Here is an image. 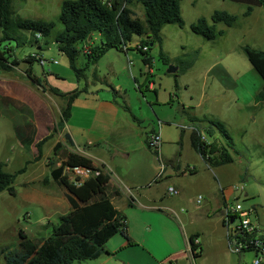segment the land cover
Masks as SVG:
<instances>
[{"label": "rangeland", "instance_id": "obj_1", "mask_svg": "<svg viewBox=\"0 0 264 264\" xmlns=\"http://www.w3.org/2000/svg\"><path fill=\"white\" fill-rule=\"evenodd\" d=\"M65 1L68 0H16L13 3L14 16L54 22L58 32L62 30L59 16ZM134 10L138 18L145 22L143 8L136 6ZM246 10L247 6L235 4L230 0H183L181 11L185 26L181 28L168 25L162 30V45L151 46L150 57L153 61L150 66L144 64L143 55L137 51L139 39H135L123 51H109L95 67L83 72L84 76L80 80L71 69L68 58L59 51L54 39L50 40L49 46L43 51L36 47H27L20 50L18 56L25 58L30 54L40 53L44 64L37 63L34 69L36 74L45 80L49 89L53 88L67 95L81 93L72 105L74 121L85 130L83 136L76 138L81 149H85L88 143L96 146L107 142L105 139L119 111L121 116L117 120V133L126 124V121L125 123L123 121L124 116L126 120L133 123L132 132L119 134L116 141L111 140L112 143L114 142V151L106 148L103 153L96 152L95 156L93 155L97 161L103 159L110 174L114 176V173H118L125 179V190V187L133 190L153 187L152 190L156 191L159 187L162 198H165V194L167 197L170 196L166 189L172 185L168 183H170L169 174L173 171V165L176 167L180 165L182 168L187 165L199 168L201 159L191 148L190 130L185 129L192 124L188 114L184 115L183 111H187L192 117L211 118L210 120L225 124L239 147H242L243 143L253 142L255 144L251 150L253 158H250L253 164L252 172L261 177L262 181L257 182L254 178H248L249 180L246 181L244 177V181L235 186L244 187L245 192L250 193V198H245V192L235 193L240 198L237 200L231 197L228 205L231 207L240 203L245 208H256L259 215L255 214L252 221L259 225L261 221L264 223V149L259 147L264 145V111L252 113L246 106L254 105L256 91L262 89L264 82L248 61L243 48L248 45L264 51V9L260 15L258 11L253 17L244 19L242 16ZM217 11L237 15L239 17L237 25L231 29L220 26V29L227 33L215 41L206 40L192 32L191 26L200 19H206L212 24V17ZM93 43L100 45V38L94 36ZM85 47V44L80 46L81 49ZM161 52L166 55V59L163 60L160 57ZM86 64L87 58L81 54L79 68L84 69ZM190 64H192L191 69L184 71ZM172 66L178 71L168 74ZM19 70L25 74L27 66L22 65ZM6 74L8 73L0 70V76ZM115 90L120 93V97H114ZM42 96L46 97V101H50L49 98H51L50 102L56 112H59V107L66 106V100L60 99L51 92ZM100 104H104V110L108 112L98 113ZM133 118L142 121V127L134 122ZM0 127H5L9 130L8 132H12L7 121H0ZM184 129L186 133L182 139L181 132ZM153 130L160 133L162 138V147L158 156L156 155L158 151L144 149V133ZM247 132L250 133L247 134ZM60 134L66 142V133L62 131ZM55 136L54 134L45 144L44 155L49 153L50 144L55 140ZM2 141L3 137L0 135V156ZM116 145L130 150L126 153V150L117 151ZM66 146L61 148L57 155L53 150L51 156L46 159L47 167L51 163H55L56 167L62 166L70 153V146ZM123 153L131 155L130 158H126ZM8 154L10 163L7 164L6 172L15 173L25 166V160L21 158L20 151H16L13 157L10 153ZM151 158L156 160L155 167L152 171H148L147 167L150 165ZM163 166L166 167V172ZM37 168V166L29 167L27 174L18 177L14 186L15 196L7 192L0 193V264H6L5 255L20 251L21 230L31 238H48L59 223V219L54 217L50 225H47V220L42 221L46 217L45 212L38 206L27 205L18 196L23 191V183L29 179L34 180L37 173L34 170ZM67 174L70 179L75 178L72 172L67 171ZM204 175L200 172L199 177ZM195 180L197 179L187 175V182ZM33 185L36 186L35 188L39 187L38 183ZM188 186L189 190H186V193H191L188 204L180 205L179 209H183L185 216L192 217L190 228L205 232L207 221L202 220L201 211L207 209L212 197L198 193L192 195L196 191L203 190L202 185L194 186L189 182ZM41 187L44 188L47 185L41 183ZM219 187V185L215 187L216 200H219L221 196L222 189ZM172 197L178 198L174 195ZM200 197L202 200L199 204ZM216 200L213 199V202L216 203ZM239 225L240 222L236 221L232 228ZM177 229L179 230L178 226ZM164 230L161 234L173 238V231L169 228ZM209 233L207 229V236ZM225 241L227 247L224 254L221 253L218 257L212 255L203 261H198L197 264H239V256L231 252L227 237ZM243 256L245 257L242 264H253L256 254L250 252ZM140 263L153 264L145 257Z\"/></svg>", "mask_w": 264, "mask_h": 264}, {"label": "trees", "instance_id": "obj_2", "mask_svg": "<svg viewBox=\"0 0 264 264\" xmlns=\"http://www.w3.org/2000/svg\"><path fill=\"white\" fill-rule=\"evenodd\" d=\"M16 0H0V70L12 72L21 65H26V77L37 89L50 91L55 96L66 100V106L61 111L60 119L55 125L50 137H47L35 147L40 161L43 156V147L51 140L53 135L64 131L72 116V105L81 93L71 95L60 93L58 90L48 89L44 79L34 73L35 64H41L43 59L40 53L30 54L20 58L18 52L27 47H36L43 51L54 39L59 51L65 55L71 69L80 80L86 70L95 67L99 61L111 50L123 51L139 39L137 51L143 55V62L150 66L153 58L150 57L152 45H162V30L168 25L184 27L181 3L183 0H68L63 2L59 16L62 30L56 32L57 25L54 22L44 20L24 19L14 16L13 3ZM24 1V0H23ZM235 4L247 6L245 17L250 16L254 8L264 9V0H230ZM141 6L144 10L146 21L138 18L134 8ZM239 21V17L226 11H217L212 17V24L206 19H200L191 26L192 32L209 41H215L226 35L219 30V25L232 28ZM100 37V45L93 43V37ZM88 45L90 54H85L81 45ZM147 48L148 50H144ZM248 61L264 82V51H259L250 46L243 48ZM84 54L87 64L84 69L78 66L79 58ZM164 60L166 55L161 52ZM168 61V59H167ZM166 62V61H165ZM192 64L184 69L188 71ZM115 98L120 95L114 91ZM256 103H264V86L255 98ZM127 111L130 110L127 108ZM190 122L194 130L191 132V145L203 160L211 167H219L234 162V156H240L234 140L229 135L226 126L221 122L201 120L190 116ZM134 122L141 124L136 118ZM154 132V131H152ZM182 136L185 131L183 130ZM146 135V146H148ZM65 145L58 143L55 147V155L58 151L69 145L70 152L60 167L55 163L48 165L50 177L59 186L68 192V200L73 211L60 219L54 227L53 233L48 238H31L23 230L20 231V251L5 255L6 264H74L100 259L107 255V244L117 235L124 236L127 240V232L123 230L121 222L126 220L121 217L109 196L110 176L103 172V168L97 167L95 161L75 150V144L69 134L65 136ZM211 139L212 144L207 143ZM67 143V144H66ZM34 140L24 144L27 151L31 150ZM157 155V154H156ZM31 162L24 168L15 172H6V165L0 164V193L7 192L15 196V183L18 177L28 171ZM76 169L90 170L100 173L87 180L70 179L67 171ZM196 239H190V245L194 257L199 256L200 246H196Z\"/></svg>", "mask_w": 264, "mask_h": 264}, {"label": "crops", "instance_id": "obj_3", "mask_svg": "<svg viewBox=\"0 0 264 264\" xmlns=\"http://www.w3.org/2000/svg\"><path fill=\"white\" fill-rule=\"evenodd\" d=\"M262 10L263 8H254L253 13L245 17L246 10L242 17L244 19L251 18L258 11L260 15ZM220 26L224 25L218 26L219 30H223L220 29ZM224 27L228 28L226 26ZM19 68L15 69V71L8 72L6 75L0 76V121H7L12 130L10 133L5 127H0V135L3 137L0 164H5L7 169V164L10 163V157L7 153H10L11 157H13L16 151H20L22 155L21 158L25 160V166L28 162H31L29 167H38L34 170V172H37L35 173L36 176L34 180L29 179L25 181L22 185L23 191L21 194H18V196L27 205H35L42 209L46 215L42 221L47 220V225H50L52 218L56 217L60 222L62 217L68 216L73 211L68 200L67 190L51 179L50 170L46 162V159L51 156L55 146L61 142L65 145V141L60 133L56 134L55 140L50 144L51 149L49 153L44 155L45 147H43L42 160L37 162H35V160L38 157V152L35 146L51 136L55 125L60 119L61 111L65 106L59 107V112H56L53 104L50 102L51 98H49L50 101H46V97L42 96L48 94L50 91L47 92L34 87L24 72L19 70ZM34 73L36 74L35 69ZM4 84H6V86H4ZM260 90L262 89L256 91L255 98ZM86 92H88V90ZM118 94L120 93L118 92ZM104 107V104H100L98 113H100V111L103 113H106V111L108 112V110H104ZM246 107L252 113L259 110L264 111V103H256V101L254 105H247ZM120 116L121 112L119 111L113 123V127L105 139L107 142L96 146L88 143L85 149H81L80 145L76 142V138L83 136L85 130L74 121L73 114L64 129V133L71 136L75 144V150L78 153L93 159L97 167H104L103 172L110 176L108 186L112 204L118 214L127 221L126 232L129 240L122 235H117L107 244V255L102 256L98 260L80 264H141L140 261H143V257H145L146 260L152 261L153 264H197L198 261H203L212 255L218 257L221 253L224 254L227 245L222 217L223 211L229 206L228 203L231 197L238 200L240 197L237 196V194L245 192L244 187H238L239 190L236 191L234 190V186L237 183L243 182L244 177L246 181L249 180L248 178H254L257 182L262 181L261 177L254 175L252 172L253 164L250 158H253L251 157L253 153L251 150L255 144H253V142H246L243 143L242 147H239L234 141L241 155L234 156L230 153L234 162L219 167H211L207 164L203 158L194 151L191 145L193 152L201 159L199 170L197 167H189V165L185 168H182L180 165H177V167L173 165V171L169 174L170 183H168H172V185L167 187L166 192L170 195L168 192L169 188H175L179 191V195L175 196L178 198H173V195L167 197V194H165V198H162V194H160L158 190L160 189L159 187L156 191L152 190L153 187L141 188V190L139 189L140 191L138 188H135L137 190L134 191L135 189L133 190L132 188L125 187V190V179L118 173H114V176L112 173L110 174V172L107 171V166L103 159L98 158L101 161H97V158L95 159L93 157L94 153H103L106 151V148L110 149V151H114V142L112 143L111 140L116 141V137H118L119 134L124 135V133L126 134L128 131L132 132V130H134L133 123L128 121V119L126 120V116H124L123 121L124 123L126 121V124L121 128L120 132L117 133V120ZM139 122L141 123L142 121ZM139 126L142 127L141 124H139ZM150 132L145 131L144 133L145 151H150L146 146L145 140L147 133ZM249 133L250 132H247V134ZM181 137L182 139L184 137L182 133ZM30 140H34V144L31 146V150L27 151L24 144L29 143ZM124 140L125 139H123V141ZM212 142L211 139H207L209 145L212 144ZM11 145L12 147H10ZM115 147L118 149L117 151L120 152H124L121 150H126V153L130 150L128 148L124 149L121 145H116ZM259 147L264 149V145H260ZM73 151V149L69 148V152ZM125 153H123V155L126 158H130L131 155H126ZM5 157H7V159H5ZM155 162L156 160L151 158L150 165L147 164L148 171H152L153 167H155ZM118 170L119 167L117 166V171ZM28 172L29 171H27V173ZM200 172H203L205 175L199 177ZM187 175L197 179L194 182L189 181L192 185H202L204 187L203 190L196 191L192 195H196L197 193L206 194L207 197H212L211 201L213 202V199L216 200L215 187L217 188V185H219L222 189L220 199L216 200V203L209 201L207 209L205 208L201 211L202 220L207 221L204 229L205 232L190 228L189 224L192 223V217L185 216L183 214V209H179L180 205L186 206L188 204V197L191 195V193H186V190H189ZM35 183L39 184L38 188H35L36 186L33 185ZM41 183L47 185V187H41ZM143 190L146 192L141 193ZM249 191H251V188H249ZM245 198H250L249 192H245ZM256 214L257 216L259 215L258 210H256ZM176 225L179 227L180 232ZM259 227L264 232V223L262 221L259 223ZM168 228L173 231V238L161 234L164 229ZM207 229L210 232L209 236L211 239L206 234ZM192 237H195V239L200 242V251H198L199 256L197 257H194L190 251V239ZM209 252H211V254H209ZM244 257L245 256H239V264H242Z\"/></svg>", "mask_w": 264, "mask_h": 264}, {"label": "built area", "instance_id": "obj_4", "mask_svg": "<svg viewBox=\"0 0 264 264\" xmlns=\"http://www.w3.org/2000/svg\"><path fill=\"white\" fill-rule=\"evenodd\" d=\"M127 47L124 48V50ZM144 50H148L144 48ZM85 54H90L91 49L88 45L84 48ZM44 64V60L41 62V65ZM190 130L191 132L194 128L191 126L189 128H185ZM184 129V130H185ZM154 132H150L148 135L147 144L148 146L158 153L162 147V138L161 134L153 130ZM164 172L166 171V167L163 166ZM70 171V170H68ZM75 175V178H81L82 180H87L92 176H99L100 173H93L90 170L84 169H76L70 171ZM234 190L238 191L239 188L234 186ZM170 195L177 196L179 195V191L175 188H169L168 190ZM202 197H200L199 204L201 203ZM256 214V209L254 207L245 208L242 204L238 203L236 206H227L223 211V225L226 233V237L228 239L229 248L232 253L243 256L246 253L254 252L256 254L253 264H264V232L260 229L259 225L253 223L252 217ZM236 221L240 222V225L236 228H232L233 224ZM123 230H126L127 221L124 220L121 222ZM196 246H200V242L196 240ZM190 251L192 254V248L190 247Z\"/></svg>", "mask_w": 264, "mask_h": 264}, {"label": "water", "instance_id": "obj_5", "mask_svg": "<svg viewBox=\"0 0 264 264\" xmlns=\"http://www.w3.org/2000/svg\"><path fill=\"white\" fill-rule=\"evenodd\" d=\"M153 46V45H152ZM178 71V69L177 68H175V67H170V69L168 70V74H174V73H176ZM190 247H191V245H190Z\"/></svg>", "mask_w": 264, "mask_h": 264}]
</instances>
